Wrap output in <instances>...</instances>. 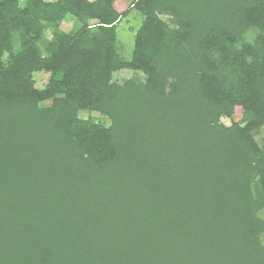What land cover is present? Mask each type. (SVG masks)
Instances as JSON below:
<instances>
[{
    "label": "trees",
    "instance_id": "16d2710c",
    "mask_svg": "<svg viewBox=\"0 0 264 264\" xmlns=\"http://www.w3.org/2000/svg\"><path fill=\"white\" fill-rule=\"evenodd\" d=\"M22 1L0 0V264H264V0Z\"/></svg>",
    "mask_w": 264,
    "mask_h": 264
},
{
    "label": "rangeland",
    "instance_id": "374dc122",
    "mask_svg": "<svg viewBox=\"0 0 264 264\" xmlns=\"http://www.w3.org/2000/svg\"><path fill=\"white\" fill-rule=\"evenodd\" d=\"M22 2H25L24 0ZM131 0H117L116 4L120 10L125 11L129 7V3ZM143 21L142 16L135 10H132L126 17L123 18L121 24L118 27V42H117V50L118 52L126 59H130L133 48H134V40H135V33L136 30L140 27ZM80 23L72 17H67L63 22L61 28L65 31L76 30L79 28ZM255 32H250L247 35L249 40L254 39ZM135 72L127 69L120 70L114 73V80L118 82H123L126 79L130 78L134 75ZM140 76H142L140 74ZM50 74L48 73H36L35 80L36 85L39 87L45 86L49 81ZM80 116L82 118H88L90 116L99 117L97 112L88 113L87 111H81ZM242 117V110L240 107L236 108V112L233 116L235 121L240 120ZM222 121L230 125L232 120L230 118H222ZM257 140L262 143L264 140V128L261 130V133L256 136ZM264 218V212L261 213Z\"/></svg>",
    "mask_w": 264,
    "mask_h": 264
}]
</instances>
